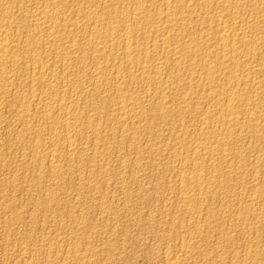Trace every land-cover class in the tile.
Returning <instances> with one entry per match:
<instances>
[{
  "label": "rangeland",
  "instance_id": "rangeland-1",
  "mask_svg": "<svg viewBox=\"0 0 264 264\" xmlns=\"http://www.w3.org/2000/svg\"><path fill=\"white\" fill-rule=\"evenodd\" d=\"M46 1L19 0V4L16 0L15 2L14 0H0V33L2 34L4 31L0 35H5L0 36V45L7 42L10 50L8 51L6 48L9 55L5 51L6 54L0 56L3 59L0 61V68L3 69L0 70V264H264V164H262L264 161L263 0H243L246 2L245 5L241 2L242 0H234V2H232L233 0H226L227 2L217 0L216 5L215 0L213 2L212 0H176L178 3L175 2V4V0H168L170 3L169 8L165 4L167 0H145V7L143 6L144 10L142 9L140 13L142 17L139 18V21L131 17L133 13L131 10H134L131 6H134V3H132L134 0H130L132 5L128 0H123L124 5H131L127 6L129 10L125 9L126 6L122 5L123 3H120L122 0H116V2L114 0L115 3L112 0H110L111 2L109 0H101V2L100 0H78L75 2L74 0H66L67 3L65 0H56V3L53 0ZM117 1L119 2L117 3ZM150 2L155 4L150 5L152 6L150 7ZM189 2L188 6L190 9L193 7V10L187 8L186 4ZM191 2L194 4H191ZM229 2L231 3L229 4ZM86 3L94 6L84 5ZM180 3L185 7L183 8L182 5H180L181 7L177 6ZM206 3L208 5H205ZM54 4L58 5L59 9ZM97 4L99 5L97 6ZM115 4L118 5L115 7ZM209 4L211 5L209 6ZM242 5L245 7H242ZM249 5L251 6L249 7ZM196 6H199L197 11ZM4 7L7 9L4 10ZM53 7H55V10ZM155 7H158L159 11ZM255 7L260 10L263 9L260 12L262 16H258L259 18L251 14ZM45 8L46 11L52 14V17H44V21H48L45 22V25H56L53 29H55L54 32L58 31L55 32V36L58 33V39L56 38L58 43H55V38L47 34L49 31L46 28H42L44 30L40 31L41 28L33 26V24H37V21H40L38 20L39 9L42 11ZM117 8H119V11H117ZM149 8L151 9L149 10ZM104 9L111 11L114 18L110 21H103V23L100 20V14L105 11ZM36 10L38 12H35ZM188 10L190 11L188 12ZM1 11L3 12L1 13ZM56 11L57 13L59 11L60 13L65 12L61 16ZM168 11L172 13L171 16L170 13L169 16L167 15ZM235 11L240 12V14L238 15ZM173 12H176L177 17L174 16ZM178 12L179 14H177ZM232 12L234 13L233 16L231 15ZM243 12L248 13L246 15L250 18H247ZM36 13L38 14L36 15ZM151 13H154V17ZM159 14H161V18L158 16ZM226 14H228V17ZM199 15L206 19L200 18ZM196 16H199V19ZM62 17H65L64 22ZM91 17L94 18L91 20ZM190 17L193 20H189ZM232 17H235V21ZM49 18L52 20L49 21ZM57 18L59 20L62 18V24H59L61 20L56 23ZM67 18L73 19L69 22L70 20ZM147 18L148 20H146ZM207 18L210 20H207ZM169 19L172 20L169 22ZM246 19H249L250 22L249 20L246 22ZM123 21H129L131 26H128L129 22L123 23ZM253 21L255 22L253 23ZM224 22L229 24L224 25ZM147 23L149 24L146 25ZM99 24L100 26H97ZM101 24L102 29H100ZM112 24H116V26ZM133 24L136 27L139 26L138 30ZM223 25L232 29L234 38L242 40L241 44H236L239 45L238 47L235 45L230 48L222 45L219 39V28ZM234 25L235 27H233ZM253 25L255 32L260 33L261 36L253 31ZM124 26L128 31L123 29ZM166 26H170V28L168 29ZM256 26H258V30ZM105 27L110 28L105 30ZM165 27L166 29H164ZM180 28L183 30L181 31ZM249 28H251L252 33L254 32L258 36L256 37L259 40L252 33L249 34ZM157 29L159 30L158 33ZM109 31H116V34L122 37L118 39V41L122 39L120 43L117 40V43H115V40H113V43L112 40L108 39L107 34ZM138 31L139 33H137ZM142 31L145 34L141 33ZM238 32L239 36L237 35ZM245 32L246 34H244ZM35 34L36 36H34ZM62 34H66L64 38ZM129 35L132 36L129 37ZM45 36H48V40H45ZM123 36L132 41L125 40ZM147 36L148 38H146ZM138 37L140 40L143 38L146 40L140 42L137 39ZM81 38L84 40L80 41ZM97 38L101 41V45L89 42V40ZM2 39H8L10 42L8 40L2 42ZM123 40L125 41L123 42ZM152 40L153 44H151ZM49 41L52 42L51 45H49ZM154 41L156 44H154ZM170 41H172V45ZM47 42L49 44H46ZM108 42L111 44L105 46ZM161 42L162 44L157 45ZM112 44L113 47H111ZM127 44L131 45L130 48L136 58L130 60V62L122 55ZM11 45L14 48H11ZM36 45L37 47H35ZM134 45L136 46L132 47ZM193 45L195 46L193 47ZM115 46H118V48ZM156 46L158 51H156L157 48H154ZM202 46L204 51L206 50L205 52ZM62 47H65L64 49H67L68 52ZM197 47L198 49H196ZM134 48L136 52L133 50ZM183 48L186 50V54ZM81 49L84 54L81 53ZM96 49L98 53H96ZM92 51L95 57L92 56ZM180 51L183 55L179 53ZM143 52H147L146 55ZM153 52L156 54L153 55ZM188 52L194 54L190 53V56ZM195 53L197 54L195 55ZM199 53L201 54L199 55ZM222 53H224V56ZM141 54L143 59L140 56ZM4 55H6L5 58ZM204 55L207 58H204ZM80 57L82 60H80ZM233 58H236L237 61H233ZM11 59L12 61H10ZM91 59L95 60L91 61ZM193 59L195 61L199 60V62H195ZM200 59L202 62H200ZM227 59L231 61H227ZM101 62L102 64H100ZM217 65L219 66L217 67ZM38 67L42 68L41 72L38 71ZM148 68L152 72L148 73ZM98 70L100 71L99 76L96 74L99 72ZM7 71H10V73ZM156 71L159 73L157 76L155 75ZM209 71L212 73L211 76ZM39 72L40 74H38ZM43 72L46 73L45 76ZM229 72L232 73L234 79H232ZM139 75L140 77H138ZM216 77L217 79H215ZM243 78L247 79L244 80ZM34 79L36 83L31 84L30 82ZM236 79L241 83H238ZM38 81L42 83L40 84ZM203 81H206L205 84ZM195 83L197 84L195 85ZM247 83L248 85H246ZM43 84L44 86H41ZM48 84L51 90L49 87H45ZM116 85L119 89L115 88ZM148 88L149 90H147ZM228 104H232V110L234 113L236 111L235 115L237 117L239 116L237 121V117L234 118V121L233 118L231 120L222 118L224 117V109ZM69 108H71L70 111L72 108L73 110L65 113L69 111ZM48 109H51V114H49ZM256 111L257 114H255ZM71 114L72 117H70ZM243 114L244 117L242 118ZM64 115H66L68 123L72 121V118L74 119L71 125L66 123ZM52 122L53 124H51ZM244 122L246 123L243 124ZM260 122L262 123L260 124ZM212 125L217 126V129H214ZM240 125L241 129H239ZM256 125L258 126L256 127ZM235 126H237L236 129ZM246 126L247 130L245 129ZM254 129L256 130L254 131ZM200 130L201 132H199ZM224 130L226 133H224ZM217 136L218 138L221 136L220 138L226 140H218ZM53 137L56 139L53 140ZM38 138L39 140H37ZM191 141L193 144L190 143ZM70 142L71 144H69ZM204 144H209V148L204 147ZM226 146L229 147V150ZM213 148L215 150L219 148L218 153L217 151L214 152ZM225 150H228V152ZM204 151L209 153L205 154ZM219 152L222 153L221 156ZM202 154L203 156H201ZM190 156L191 158L188 160ZM199 158L202 160L200 161Z\"/></svg>",
  "mask_w": 264,
  "mask_h": 264
},
{
  "label": "bare ground",
  "instance_id": "bare-ground-1",
  "mask_svg": "<svg viewBox=\"0 0 264 264\" xmlns=\"http://www.w3.org/2000/svg\"><path fill=\"white\" fill-rule=\"evenodd\" d=\"M12 1H13V0H12ZM16 1H17V3H19V0H16ZM44 1H46V0H43V2H44ZM53 1L55 2L56 0H53ZM63 1H64V0H63ZM75 1H78V0H74V2H75ZM79 1H80V0H79ZM82 1H83V0H82ZM85 1H87V0H85ZM88 1H91V0H88ZM109 1H110V0H109ZM109 1H108V2H109ZM112 1L114 2V0H112ZM119 1H120V0H119ZM119 1H117V3H118ZM128 1L130 2V0H128ZM147 1H148V0H147ZM157 1H158V0H157ZM162 1H163V0H162ZM171 1H172V0H171ZM208 1H209V0H208ZM215 1H216V2H215V5H216L217 0H215ZM225 1H226V0H225ZM245 1H246V0H245ZM251 1H252V0H251ZM255 1H260V0H255ZM14 2H15V0H14ZM38 2H39V1H38ZM46 2H48V0H47ZM51 2H52V1H51ZM65 2H66V0H65ZM93 2H94V1H93ZM100 2H101V0H100ZM108 2H107V3H108ZM110 2H111V1H110ZM115 2H116V0H115ZM115 2H114V3H115ZM155 2H156V1H155ZM175 2H177V1L175 0V1H174V4H175ZM204 2H205V1H204ZM204 2H203V5H204ZM212 2H213V0H212ZM212 2H211V4H212ZM226 2H227V1H226ZM232 2H234V0H233ZM241 2H243L244 5L246 4V2H244L243 0H242ZM249 2H250V1H249ZM249 2H247V4H249ZM262 2H263V6H264V0H263ZM40 3H41V2H40ZM55 3H56V2H55ZM59 3H60V1H59ZM61 3H62V2H61ZM66 3H67V2H66ZM66 3H64V4H66ZM81 3H82V2H81ZM91 3H92V2H91ZM98 3H99V2H98ZM120 3H123V0H122ZM124 3H125V2H124ZM124 3H123L122 5H124ZM132 3H134V6L131 4V2H130V4H131L132 6L129 5V6L133 7V9H134V10H131V11L133 12L132 15H131V17H133L132 19H138V21H139V18L142 17V15L140 16V13H141V11H142V9H143V6H144V3H145V0H134V2H132ZM164 3H165V2H164ZM171 3H172V2H171ZM177 3H178V2H177ZM181 3H182V2H181ZM181 3H180L179 5H177V6H180V5L183 4V3H182V4H181ZM192 3H193V2H191V4H192ZM196 3H197V2H196ZM207 3H208V2H207ZM207 3H206L205 5H208ZM230 3H231V2H229V4H230ZM254 3H256V2H254ZM3 4H4V3H3ZM19 4H20V3H19ZM44 4H45V3H44ZM49 4H50V3H49ZM51 4H53V3H51ZM64 4H63V5H64ZM72 4H73V3H72ZM102 4H103V3H102ZM128 4H129V3H128ZM154 4H155L154 2H153V4H151V2H150L149 6H150V5H154ZM156 4H157V3H156ZM158 4H160V3H158ZM165 4H167V6H168L167 8H169L170 3H169L168 0L166 1ZM165 4H164V5H165ZM189 4H190V2H189L188 4H186V5L188 6ZM193 4H194V3H193ZM211 4H209V6H210ZM235 4H236V2H235ZM238 4H239V3H238ZM240 4H242V3H240ZM260 4H261V3H260ZM26 5H27V4H26ZM54 5H55V4H54ZM54 5H52V6H54ZM61 5H62V4H61ZM63 5H62V6H63ZM66 5L68 6V4H66ZM66 5H65V6H66ZM69 5H70V1H69ZM84 5L87 6L88 3H86V4H84ZM89 5H90V3H89ZM89 5H88V6H89ZM92 5H93V4H92ZM98 5H99V4H97V6H98ZM117 5H118V4H117ZM117 5L115 4V7H116ZM122 5H121V6H122ZM145 5H146V4H145ZM198 5H199V4H198ZM231 5H232V4H231ZM233 5H234V4H233ZM261 5H262V4H261ZM18 6H19V5H18ZM55 6H57V7H56L57 9H59V8H58V5H55ZM77 6H78V5H77ZM93 6H94V5H93ZM93 6L90 5V7H93ZM121 6H120V7H121ZM124 6H126V5H124ZM127 6H128V5H127ZM127 6H126L125 9H128L129 6H128V7H127ZM146 6H147V5H146ZM165 6H166V5H165ZM174 6H175V5H174ZM193 6H195V5H193ZM213 6H214V3H213ZM220 6H221V5H220ZM220 6H219V7H220ZM222 6H223V5H222ZM228 6H229V5H228ZM250 6H251V5H249V7H250ZM258 6H259V5H258ZM1 7H2V6H1ZM20 7L22 8L21 5H20ZM40 7H41V6H40ZM50 7H51V6H50ZM69 7H70V6H69ZM118 7H119V6H118ZM144 7H145V6H144ZM150 7H152V6H150ZM159 7H160V5H159ZM180 7H181V6H180ZM180 7H179V8H180ZM182 7H183V5H182ZM184 7H185V6H184ZM184 7H183V8H184ZM198 7H199V6H198ZM198 7H197V6L195 7V8H196V11H197V8H198ZM201 7H202V6H201ZM206 7H207V6H206ZM214 7H215V6H214ZM216 7H217V6H216ZM219 7H218V8H219ZM232 7H233V6H232ZM242 7H245V6L242 5ZM242 7H241V8H242ZM11 8H12V6H11ZM11 8H10V9H11ZM43 8H44V7H43ZM46 8H47V7H46ZM46 8H45V10H42V11H41L42 8L39 9V10H40V12H39V17H38V16H37V17H38V20H40V21H37V24H33V22H32V24H33V26H37V28H41L40 31L44 30V29H42V28H46L47 31H49V32H47V34H49L50 37H53V38H55V40H56L58 33H57L56 36H55V32H58V31H55V32H54L55 29H53L54 26H56V25H55V24H54V25H51V24H50V25H47V24L45 25V22L47 23L48 21H44V17H49V16L52 15L50 12L46 11ZM54 8H55V7H53V9H54ZM60 8H61V7H60ZM65 8H66V7H65ZM67 8H68V7H67ZM71 8H72V7H71ZM99 8H100V7H99ZM99 8H97V9H99ZM105 8H106V7H105ZM155 8L158 9V7H155ZM187 8H189V6H188ZM192 8H193V7H192ZM192 8H191V9L189 8V9H190V10H193ZM195 8H194V11H195ZM207 8H208V7H207ZM207 8H206V9H207ZM224 8H225V6H224ZM233 8H234V7H233ZM233 8H232V9H233ZM6 9H7V8H6ZM6 9H5V7H4V10H6ZM79 9H80V8H79ZM87 9H88V8H87ZM102 9H103V6H102ZM102 9H101V10H102ZM115 9H116V8H115ZM117 9H118L117 11H119V8H117ZM146 9H147V7H146ZM146 9H145V10H146ZM150 9H151V8H149V10H150ZM153 9H154V8H153ZM175 9H177V8H175ZM175 9H174V10H175ZM180 9H181V8H180ZM214 9H215V8H214ZM216 9H217V8H216ZM230 9H231V8H230ZM234 9H235V8H234ZM248 9H249V8H248ZM4 10H3V11H4ZM12 10H13V9H12ZM25 10H26V9H25ZM37 10H38V9H37ZM37 10H36L35 12H38ZM54 10H55V9H54ZM61 10H62V9H61ZM104 10H105V11H103V12L101 11L102 13L100 12V13H101V14H100V17H101L100 20H101L102 22H103V21L105 22V21H107V20H109V21L112 20V19L114 18V14L111 13V11H109V10H106V9H104ZM112 10H113V9H112ZM120 10H121V9H120ZM122 10H123V8H122ZM128 10H129V9H128ZM143 10H144V9H143ZM190 10H188V12H189ZM209 10H210V9H209ZM211 10H212V8H211ZM218 10H219V9H218ZM222 10H223V9H222ZM228 10H229V9H228ZM228 10H227V12H228ZM236 10H237V9H236ZM246 10H247V8H246ZM262 10H263V9H262ZM262 10H260L258 7H255V8L251 11V14H253L254 17H258V16L261 15L260 12H261ZM3 11H1V13H2ZM7 11H8V10H7ZM7 11H6V13H7ZM57 11H58V10H57ZM57 11H56V13H57ZM76 11H77V10H76ZM81 11H82V9H81ZM88 11H89V10H88ZM88 11H87V12H88ZM155 11H156V10H155ZM158 11H159V9H158ZM165 11H166V10H165ZM177 11H178V10H177ZM194 11H193V12H194ZM196 11H195V12H196ZM198 11H200V9H198ZM233 11H234V10H233ZM243 11H244V10H243ZM249 11H250V9H249ZM249 11H248V12H249ZM4 12H5V11H4ZM52 12H53V11H52ZM64 12H65V11H64ZM64 12H63V13H64ZM94 12H95V11H94ZM129 12H130V11H129ZM129 12H128V13H129ZM148 12H149V11H148ZM179 12H180V11H179ZM179 12H178L177 14H179ZM210 12H211V11H210ZM213 12H214V11H213ZM227 12H226V13H227ZM244 12H245V11H244ZM244 12H243V13H244ZM246 12H247V11H246ZM6 13H5V14H6ZM58 13H60V11H59ZM58 13H57V14H58ZM63 13H60L61 16L63 15ZM69 13H70V12H69ZM76 13H77V12H76ZM119 13H120V12H119ZM126 13H127V12H126ZM142 13H143V12H142ZM145 13H146V12H145ZM145 13H144V14H145ZM156 13H157V12H156ZM169 13H170V16H171L172 13L169 12V11H168V14H167V15L169 16ZM173 13H174V12H173ZM175 13H176V12H175ZM175 13H174V16L176 15ZM206 13L208 14V11H207ZM235 13H238V12L235 11ZM243 13H242V14H243ZM249 13H250V12H249ZM3 14H4V13H3ZM37 14H38V13H36V15H37ZM60 14H59V15H60ZM77 14H78V13H77ZM89 14H90V13H89ZM92 14H93V13H92ZM97 14H98V13H97ZM151 14H152V16H153L154 13H151ZM151 14H149V15H151ZM196 14H197V13H196ZM219 14H220V11H219ZM229 14H230V13H229ZM233 14H234V13L232 12L231 15L233 16ZM239 14H240V12L238 13V15H239ZM244 14H245V13H244ZM246 14H248V13H246ZM246 14H245V15H246ZM262 14H263V13H262ZM0 15H1V14H0ZM22 15H23V14H22ZM24 15H25V14H24ZM30 15H31V14H30ZM116 15H117V13H116ZM119 15H120V14H119ZM121 15H122V13H121ZM121 15H120V17H121ZM123 15H124V14H123ZM146 15H148V14L146 13ZM160 15H161V14H159L158 16H160ZM164 15H165V14H164ZM201 15H202V14H201ZM204 15H205V14H204ZM227 15H228V14H226V16H227ZM7 16H8V15H7ZM32 16H33V14H32ZM54 16H55V14H54ZM54 16H53V17H54ZM57 16H58V15H57ZM64 16H65V14H64ZM127 16H128V14H127ZM152 16H151V17H152ZM156 16H157V15H156ZM174 16H173V17H174ZM185 16H186V14H185ZM185 16H184V17H185ZM199 16H200V15H199ZM199 16H196V17L198 18ZM205 16H207V15H205ZM221 16H222V15H221ZM224 16H225V14H224ZM243 16H244V15H243ZM246 16H247V15H246ZM249 16H250V14H249ZM251 16H252V15H251ZM261 16H262V15H261ZM30 17H31V16H30ZM51 17H52V16H51ZM65 17H67V16H65ZM65 17H64V18H65ZM69 17H70V16H69ZM69 17H68V18H69ZM89 17H90V16H89ZM98 17H99V16H98ZM116 17H117V16H116ZM116 17H115V18H116ZM128 17H129V16H128ZM146 17H147V16H146ZM153 17H154V16H153ZM176 17H177V15H176ZM192 17H193V16H192ZM192 17H190V18H188V19H189V20H190V19L193 20ZM222 17H223V16H222ZM227 17H228V16H227ZM235 17H236V15H235ZM235 17H234V18H235ZM237 17H238V16H237ZM240 17H242V16H240ZM22 18H23V17H22ZM33 18H34V17H33ZM55 18H56V17H55ZM59 18H60V17H59ZM62 18H63V17H62ZM62 18L60 19L61 22H59L60 20L57 18L56 23L59 22V24H60V23L62 24ZM64 18H63V22H64ZM68 18H67V19H68ZM83 18H84V17H83ZM93 18H94V17H91V20H92ZM124 18H125V17H124ZM126 18H127V17H126ZM148 18H149V16H148ZM148 18H147L146 20H148ZM160 18H161V16H160ZM168 18H169V17H168ZM179 18H180V17H179ZM200 18H202V17L200 16ZM208 18H209V17H208ZM208 18H207V20H210V19H208ZM234 18L232 17V19L235 21ZM238 18H239V17H238ZM238 18H237V19H238ZM247 18H250V17L247 16ZM258 18H259V17H258ZM258 18H257V19L254 18V19H256V20L259 21L260 19H258ZM45 19H46V18H45ZM67 19H66V20H67ZM71 19H73V18L68 19V20H70L69 22H71ZM85 19H87V18H85ZM122 19H123V16H122ZM128 19H129V18H128ZM128 19H127V20H128ZM130 19H131V18H130ZM144 19H145V17H144ZM153 19H154V18H153ZM155 19H156V18H155ZM164 19H165V18H164ZM172 19H173V18H172ZM172 19H169V22H170V20H172ZM177 19H178V18H177ZM180 19H181V18H180ZM180 19H179V20H180ZM198 19H199V18H198ZM202 19H206V18H202ZM216 19H217V18H216ZM240 19H241V18H240ZM263 19H264V18H263ZM51 20H52V19L49 18V21H51ZM53 20H55V19H53ZM77 20H78V19H77ZM81 20H82V18H81ZM81 20H80V21H81ZM87 20H88V19H87ZM89 20H90V18H89ZM94 20H95V19H94ZM94 20H93V21H94ZM115 20H116V19H115ZM151 20H152V19H151ZM151 20H150V22H151ZM157 20H158V17H157ZM160 20H162V19H160ZM174 20H175V19H174ZM174 20H173V21H174ZM179 20H177V21H179ZM207 20H206V21H207ZM246 20H247V19H246ZM248 20H249V19H248ZM248 20H247L246 22H248ZM10 21H11V20H10ZM28 21H29V20H28ZM72 21H73V20H72ZM75 21H76V20H75ZM120 21H121V20H120ZM129 21H130V20H129ZM129 21H128V22H129ZM132 21H134V20H132ZM132 21H131V22H132ZM140 21H142V20H140ZM166 21H167V20H166ZM166 21H165V22H166ZM201 21H202V20H201ZM206 21H205V22H206ZM211 21H212V20H211ZM244 21H245V20H244ZM251 21H252V20H251ZM21 22H22V21H21ZM52 22H53V21H52ZM54 22H55V21H54ZM90 22H91V21H90ZM90 22H89V24H90ZM104 22H103V23H104ZM113 22H114V21H113ZM116 22H117V21H116ZM124 22H127V21H123V23H124ZM128 22H127V23H128ZM146 22H147V21H146ZM154 22H156V21L154 20ZM179 22H180V21H179ZM186 22H188V20H186ZM196 22H197V21H196ZM202 22H203V21H202ZM218 22H219V21H218ZM218 22H216V23H218ZM238 22H239V21H238ZM240 22H241V21H240ZM240 22H239V23H240ZM249 22H250V20H249ZM254 22H255V21H253V23H254ZM256 22H257V21H256ZM0 23H1V22H0ZM4 23H5V22H4ZM17 23H18V22H17ZM23 23H25V22L23 21ZM66 23H67V22H66ZM85 23H87V22H85ZM100 23H101V22H100ZM114 23H115V22H114ZM121 23H122V21H121ZM127 23H125V24H127ZM136 23H138V22L136 21ZM161 23H162V21H161ZM166 23H167V22H166ZM176 23H177V22H176ZM190 23H191V22H190ZM198 23H199V22H198ZM203 23H204V22H203ZM206 23H207V22H206ZM211 23H212V22H211ZM216 23H215V24H216ZM242 23H243V21H242ZM244 23H245V22H244ZM261 23H262V21H261ZM263 23H264V21H263ZM63 24H65V23H63ZM71 24H72V23H71ZM78 24H79V23H78ZM89 24H88V27H89ZM95 24H96V23H95ZM119 24H120V23H119ZM130 24H131V23L129 22V25H128V26H131ZM148 24H149V23H147L146 25H148ZM172 24H173V22H172ZM172 24H171V25H172ZM177 24H178V23H177ZM180 24H181V23H180ZM192 24H193V23H192ZM199 24H201V23H199ZM204 24H205V23H204ZM228 24H229V23H228ZM228 24H225V22H224V25H228ZM250 24H251V23H250ZM250 24H249V26H250ZM0 25H1V24H0ZM8 25H9V24H8ZM103 25H104V24H103ZM112 25H115V26H116V24H112ZM120 25H121V24H120ZM137 25H138V24H137ZM150 25H151V24H150ZM152 25H153V21H152ZM152 25H151V26H152ZM156 25H157V24H156ZM167 25H168V24H167ZM187 25H188V24H187ZM205 25H206V24H205ZM207 25H208V24H207ZM213 25H214V24H213ZM221 25H222V24H221ZM224 25L221 26V27L219 28V39L221 40L222 45H223L224 47H230V48L232 47V48H233L236 44H238V43L241 44V43H242V42H241L242 40L240 41V38H239V39L234 38V35H233L234 33H232V31H231L232 29H229L230 27L228 28L227 26L225 27ZM251 25H252V24H251ZM257 25L259 26V24H257ZM97 26H100V24L97 25ZM104 26H105V25H104ZM133 26H135V25L133 24ZM159 26H160V25H159ZM193 26H194V25H193ZM201 26H202V25H201ZM208 26H210V25H208ZM211 26H212V25H211ZM214 26H217V25H214ZM229 26H230V25H229ZM258 26H256V27H257V28H256L257 30H258ZM0 27H1V26H0ZM8 27H9V26H8ZM59 27L62 28L61 26H59ZM65 27H66V26H65ZM84 27L86 28L87 25L84 26ZM135 27H136V26H135ZM142 27H143V25H142ZM147 27H148V26H147ZM166 27H167L168 29L170 28V26H169V27L166 26ZM166 27H165L164 29H166ZM181 27H182V25H181ZM189 27H190V26H189ZM233 27H235V25H234ZM247 27H248V26H247ZM247 27H246V28H247ZM263 27H264V26H263ZM263 27H262V28H263ZM10 28H11V27H10ZM57 28H58V27H57ZM82 28H83V27H82ZM90 28H93V27H90ZM99 28H100V27H99ZM99 28H98V29H99ZM102 28H103V27H102V24H101V28H100V29H102ZM105 28H106V27H105ZM107 28H108V27H107ZM107 28H106L105 30H107ZM109 28H110V27H109ZM109 28H108V29H109ZM113 28H114V27H113ZM118 28H119V27H118ZM120 28H122V27H120ZM136 28H137V30H138L139 26H137ZM149 28H151V27L149 26ZM155 28H156V27H155ZM157 28L159 29L160 27H157ZM162 28H163V25H162ZM193 28H194V27H193ZM199 28H200V27H199ZM231 28H232V27H231ZM253 28H254V30H253ZM253 28H252V30L255 32V27H254V25H253ZM22 29H23V28H22ZM32 29H33V28H32ZM78 29H79V28H78ZM88 29H89V28H88ZM114 29H115V28H114ZM123 29H126L125 26L123 27ZM123 29H121V30H123ZM131 29L133 30L134 28H131ZM131 29H130V32H131ZM158 29H157V33H158V31H159ZM173 29H174V27H173ZM215 29H216V27H215ZM235 29H236V28H235ZM249 29H250V31H251V28H249ZM260 29H261V28H260ZM263 29H264V28H263ZM2 30H3V29H2ZM2 30H1V31H2ZM12 30H13V29H12ZM57 30H58V29H57ZM59 30H60V29H59ZM85 30H87V29H85ZM111 30H112V29H111ZM111 30H110V31H111ZM118 30H119V29H118ZM118 30H117V32H118ZM126 30H127V29H126ZM126 30H125V33H126ZM141 30H142V29H141ZM146 30H147V29H146ZM148 30H149V29H148ZM148 30H147V31H148ZM153 30H155V29H153ZM177 30H179V28H177ZM180 30H181V28H180ZM182 30H183V29H182ZM182 30H181V31H182ZM257 30H256V31H257ZM37 31H38V30H37ZM37 31H36V32H37ZM62 31H63V30H62ZM73 31H74V30H73ZM95 31H96V29H95ZM97 31H98V30H97ZM100 31H101V30H100ZM110 31H109V33L107 34L108 39H109V40H112V41L115 40V43H117L116 40L118 41V39H120V38H122V37H121L120 35L116 34V33H117L116 31H115V32H110ZM127 31H128V30H127ZM134 31H136V30H134ZM139 31H140V29H139ZM139 31H138L137 33H139ZM144 31H145V30H144ZM150 31H151V29H150ZM155 31H156V30H155ZM164 31H166V30H164ZM168 31H169V30H167L166 32H168ZM202 31H203V30H202ZM215 31H216V30H215ZM247 31H249V30L247 29ZM250 31H249V34L252 33V31H251V32H250ZM262 31H263V30H262ZM262 31H260V32H262ZM59 32H60V31H59ZM71 32H72V31H71ZM75 32H76V31H75ZM79 32H80V31H79ZM88 32H89V30H88ZM102 32H103V30H102ZM119 32H121V31H119ZM195 32H196V31H195ZM203 32H204V31H203ZM254 32H253V33H254ZM258 32H259V31H258ZM3 33H4V31L2 32V34H3ZM9 33H10V32H9ZM42 33H43V32H42ZM44 33H45V32H44ZM61 33H62V32H61ZM69 33H70V32H69ZM85 33H86V32L84 31V34H85ZM99 33H101V32H99ZM122 33H123V31H122ZM125 33H124V34H125ZM127 33H128V32H127ZM141 33H143V31H142ZM141 33H140V34H141ZM146 33L149 34L148 32H146ZM159 33L161 34L162 31L159 32ZM208 33H209V32H208ZM214 33H215V32H214ZM253 33H252V35H254V36L256 37V36H257V35H255L256 32H255L254 34H253ZM0 34H1V33H0ZM2 34H1V35H2ZM6 34H7V33H6ZM37 34H38V32H37ZM70 34H71V33H70ZM81 34H82V33H81ZM81 34H79V35H81ZM128 34H129V33H128ZM143 34H145V32H144ZM147 34H146V35H147ZM181 34H182V33H181ZM210 34H211V33H210ZM238 34H239V32L237 33V35H238ZM241 34H242V33H241ZM244 34H246V32H245ZM256 34H259V35L261 36L260 33H256ZM262 34H263V33H262ZM1 35H0V36H1ZM59 35H60V34H59ZM62 35H63V34H62ZM65 35H66V34H65ZM65 35H63V38H64ZM94 35H95V34H94ZM94 35H93V36H94ZM103 35H104V32H103ZM125 35H126V34H125ZM132 35H133V37H134V33H133ZM132 35H131V36H132ZM216 35H217V33H216ZM216 35H215V36H216ZM250 35H251V34H250ZM3 36H5V35H3ZM3 36H1V37H3ZM19 36H20V35H19ZM34 36H36V34H35ZM54 36H55V37H54ZM96 36H97V34H96ZM105 36H106V34H105ZM131 36L129 35V37H131ZM143 36H144V35H143ZM149 36H150V35H149ZM175 36H176V35H175ZM198 36H199V35H198ZM238 36H239V35H238ZM241 36H243V35H241ZM29 37H30V36H29ZM38 37H39V36H38ZM47 37H48V36H45V40H48ZM60 37H61V36H60ZM60 37H59V39L62 40V38H60ZM100 37H101V36H100ZM123 37H124V36H123ZM135 37H136V35H135ZM139 37H140V36H139ZM139 37H138L137 39H139ZM251 37H252V36H251ZM257 37H258V36H257ZM257 37H256V38H257ZM4 38H6V37H4ZM10 38H11V37H10ZM46 38H47V39H46ZM76 38H77V37H76ZM79 38H80V37H79ZM124 38H125V40H128L126 37H124ZM140 38H141V37H140ZM142 38H143V37H142ZM146 38H148V36H147ZM154 38H155V37H154ZM167 38H168V36H167ZM196 38H197V37H196ZM13 39H14V38H13ZM23 39H24V38H23ZM50 39H51V38H50ZM57 39H58V38H57ZM100 39H101V38H100ZM210 39H211V37H210ZM252 39H253V38H252ZM257 39H258V38H257ZM263 39H264V38H263ZM4 40L7 41L8 39H4ZM4 40L2 39V42H3ZM32 40H33V39H32ZM61 40H60V41H61ZM82 40H84V39L81 38L80 41H82ZM105 40H106V39H105ZM121 40H122V39H121ZM121 40H120V41H121ZM125 40H123V42H124ZM139 40H140V39H139ZM139 40H137V41H139ZM141 40H146V39L143 38V39H141ZM141 40H140V42H141ZM147 40H148V39H147ZM149 40H150V39H149ZM160 40H161V39H160ZM198 40H199V38H198ZM212 40H213V39H212ZM215 40H216V39H215ZM244 40H245V37H244ZM249 40H250V39H249ZM258 40H259V39H258ZM34 41H35V40H34ZM34 41H33V43H34ZM87 41H88V40H87ZM102 41H103V40H102ZM112 41H111V42H112ZM120 41H118V42L120 43ZM128 41H129V40H128ZM130 41H132V40H130ZM130 41H129V42H130ZM134 41H135V40H134ZM137 41H136V43H137ZM150 41H151V40H150ZM150 41H149V43H150ZM158 41H159V40H158ZM161 41H162V40H161ZM250 41H251V40H250ZM8 42H10V41L8 40ZM11 42H12V41H11ZM30 42H31V41H30ZM56 42L58 43V40H56L55 43H56ZM72 42H73V41H72ZM89 42H90V43H93V44H99V45H101V44H100L101 41H99V38L89 40ZM159 42H160V41H159ZM162 42H163V41H162ZM162 42H161V43H158L157 45L162 44ZM171 42H172V41H170V44H171ZM214 42H216V41H214ZM31 43H32V42H31ZM36 43H37V42H36ZM49 43H50V44H49ZM49 43L47 42L46 44L51 45L52 42L49 41ZM103 43H104V42H103ZM106 43H107V42H106ZM113 43H114V41H113ZM134 43H135V42H134ZM136 43H135V44H136ZM180 43H181V41H180ZM187 43H188V42H187ZM246 43H247V42H246ZM249 43H251V42H249ZM249 43H248V45H249ZM64 44H65V43H64ZM67 44H68V43H67ZM81 44H82V43H81ZM110 44H111V43L108 42V44H105V46H106V45L108 46V45H110ZM129 44H131V43H129ZM129 44H127V45L125 46V49H126V50H125L124 54H122V55H124L127 59H129V62H130V60H135L136 58H135V56H134V54H133L132 49L130 48L131 45H129ZM139 44H140V43H139ZM151 44H153V40H152V43H151ZM154 44H156L155 41H154ZM165 44H166V42L164 43V45H165ZM172 44H173V43H172ZM172 44H171V45H172ZM182 44H183V43H182ZM184 44H186V43H184ZM215 44H216V43H215ZM254 44H255V42H254ZM257 44H258V42H257ZM257 44H256V47H257ZM259 44H260V43H259ZM17 45H18V44H17ZM49 45H48V46H49ZM87 45H88V43H87ZM102 45H104V44H102ZM171 45H170V46H171ZM199 45H201V44H199ZM199 45H197V46H199ZM13 46H14V45H13ZM24 46H25V45H24ZM46 46H47V45H46ZM53 46H54V44H53ZM55 46H56V45H55ZM71 46H72V45H71ZM97 46H98V45H97ZM135 46H136V45H134V46H132V47H135ZM144 46H146V45H144ZM160 46H161V45H160ZM166 46H167V45H166ZM184 46H185V45H184ZM189 46H190V45H189ZM194 46H195V45H193V47H194ZM217 46H218V45H217ZM236 46H237V45H236ZM238 46H239V45H238ZM238 46H237V47H238ZM251 46H252V45H251ZM260 46H261V45H260ZM33 47H34V46H33ZM35 47H37V45H36ZM35 47H34V48H35ZM94 47H95V46H94ZM100 47H102V46H100ZM111 47H113V44H112ZM115 47L118 48V46H115ZM147 47H148V46H147ZM161 47H162V46H161ZM164 47H165V46H164ZM185 47H188V46H185ZM220 47H221V45H220ZM258 47H259V46H258ZM6 48H7V49L9 48V45L7 44V42H6V43L4 42V43H2V45H0V56H1L2 54L5 53ZM11 48H14V47H12V45H11ZM49 48H50V47H49ZM53 48H54V47H53ZM62 48H63V47H62ZM64 48H65V47H64ZM64 48H63V49H64ZM83 48H84V47H83ZM86 48H87V47H86ZM137 48H138V47H137ZM154 48H157V46L154 47ZM178 48H179V47H178ZM191 48H192V47H191ZM202 48H203V46H202ZM207 48H208V46H207ZM209 48H210V47H209ZM221 48H222V47H221ZM230 48H229V49H230ZM245 48H246V47H245ZM260 48H261V47H260ZM22 49H23V48H22ZM44 49H45V48H44ZM51 49H52V48H51ZM63 49H62V51H63ZM97 49H99V47H97ZM97 49H96V50H97ZM141 49H142V48H141ZM141 49H140V51H141ZM152 49H153V48H152ZM167 49H168V48H167ZM174 49H175V48H174ZM179 49H180V48H179ZM183 49H184V48H183ZM187 49H188V48H187ZM196 49H198V47H197ZM199 49H200V47H199ZM215 49H216V48H215ZM224 49H225V48H224ZM240 49H241V48H240ZM251 49H252V48H251ZM34 50H35V49H34ZM49 50H50V49H49ZM58 50H59V49H58ZM64 50L66 51L67 49H64ZM76 50H77V49H76ZM78 50H79V49H78ZM101 50L103 51V49H101ZM101 50H100V51H101ZM106 50H107V48H106ZM133 50L136 52L135 48H134ZM147 50H148V49H147ZM159 50H160V49H159ZM162 50H163V49H162ZM175 50H176V49H175ZM184 50H185V49H184ZM189 50H191V49H189ZM194 50H195V49H194ZM225 50H226V49H225ZM234 50H235V48H234ZM238 50H239V49H238ZM8 51H10V50L8 49ZM8 51H6V52H7V54L9 55V52H8ZM24 51H25V50H24ZM53 51H54V50H53ZM73 51H74V50H73ZM100 51H99V52H100ZM143 51H144V50H143ZM148 51H149V50H148ZM148 51H147V52H148ZM150 51H151V50H150ZM156 51H158V48H157ZM156 51H155V52H156ZM168 51H170V50H168ZM177 51H178V50H177ZM191 51L193 52V50H191ZM203 51H204V48H203ZM205 51H206V50H205ZM205 51H204V52H205ZM207 51H208V50H207ZM221 51H222V49H221ZM226 51H227V50H226ZM232 51H233V50H232ZM32 52H33V49H32ZM57 52H58V51H57ZM66 52H68V51H66ZM79 52H80V51H79ZM79 52H78V54H79ZM82 52H83V50L81 49V53H82ZM88 52H89V51H88ZM92 52H93V51H92ZM117 52H118V51H117ZM135 52H134V53H135ZM147 52H143V54L145 53V55H146ZM155 52H153V55H154ZM159 52H160V51H159ZM165 52H167V51L165 50ZM174 52L176 53V51H174ZM182 52H183V50H182ZM192 52H190V53H192ZM196 52H197V51H196ZM198 52H199V51H198ZM200 52H201V51H200ZM208 52H209V51H208ZM222 52H223V51H222ZM234 52H235V51H234ZM241 52H242V50H241ZM245 52H246V50H245ZM249 52H250V50H249ZM33 53H34V52H33ZM72 53H73V52H72ZM72 53H71V54H72ZM96 53H98V50H97ZM122 53H123V51H122ZM137 53H139V52H137ZM150 53H151V52H150ZM167 53H169V52H167ZM179 53H181V51H180ZM184 53L186 54V50H185ZM188 53H189V52H188ZM190 53H189V54H190ZM214 53H215V52H214ZM214 53H213V54H214ZM232 53H233V52H232ZM5 54H6V53H5ZM62 54H63V53H62ZM76 54H77V53H76ZM76 54H75V55H76ZM82 54H84V53H82ZM87 54H88V53H87ZM89 54H90V53H89ZM91 54H92V56H93L94 52L91 53ZM155 54H156V53H155ZM162 54H163V53H162ZM169 54H170V53H169ZM169 54H168V55H169ZM173 54H174V53H173ZM181 54H182V53H181ZM185 54H184V55H185ZM192 54H194V53H192ZM196 54H197V53H195V55H196ZM200 54H201V53H199V55H200ZM204 54H205V53H204ZM211 54H212V52H211ZM220 54H221V53H220ZM235 54H236V53H235ZM58 55H59V54H58ZM63 55H65V54H63ZM63 55H62V56H63ZM79 55H80V54H79ZM85 55H86V54H85ZM101 55H102V54H101ZM101 55H100V56H101ZM104 55H106V54L104 53ZM112 55H113V54H112ZM122 55H121V56H122ZM145 55H144V56H145ZM147 55H149V54H147ZM151 55H152V54H151ZM166 55H167V54H166ZM176 55H177V54H176ZM182 55H183V54H182ZM206 55H208V54H206ZM222 55L224 56V53H222ZM236 55H237V54H236ZM236 55H234V56H236ZM239 55H241V54H239ZM246 55H247V54H246ZM256 55H257V54H256ZM2 56H3V55H2ZM5 56H6V55H4V58H5ZM31 56H32V53H31ZM50 56H51V54H50ZM66 56H67V55H66ZM97 56H98V54H97ZM140 56H141V58H142V54H141ZM140 56H139V58H140ZM169 56H170V55H169ZM169 56H168V57H169ZM187 56H188V55H187ZM190 56H191V54H190ZM214 56H215V55H214ZM220 56H221V55H220ZM229 56H230V55H229ZM244 56H245V55H244ZM7 57H8V56H7ZM55 57H56V56H55ZM69 57H70V56H69ZM88 57H89V55H88ZM90 57H91V56H90ZM93 57H95V56H93ZM93 57H92V58H93ZM108 57H109V56H108ZM122 57H123V56H122ZM146 57H147V56H146ZM165 57H167V56H165ZM184 57H185V56H184ZM194 57H195V56H194ZM210 57H211V56H210ZM217 57H218V56H217ZM226 57H227V56H226ZM232 57H233V56H232ZM232 57H231V58H232ZM239 57H240V56H239ZM245 57H246V56H245ZM62 58L65 59L64 57H62ZM62 58H61V59H62ZM71 58H72V57H71ZM80 58H81V57H80ZM80 58H79V59H80ZM147 58H148V57H147ZM147 58H146V59H147ZM149 58H150V56H149ZM155 58H156V57H155ZM174 58H176V57H174ZM200 58H201V57H200ZM204 58H207V57L204 55ZM204 58H203V59H204ZM208 58H209V57H208ZM214 58H215V57H214ZM227 58H228V57H227ZM236 58H237V57H236ZM236 58H233V61H237ZM248 58H249V56H248ZM0 59H1V58H0ZM9 59H10V57H9ZM15 59H16V57H15ZM15 59H14V61H15ZM55 59H56V58H55ZM59 59H60V57H59ZM100 59H101V58H100ZM106 59H107V56H106ZM123 59L125 60V58H123ZM142 59H143V58H142ZM150 59H151V58H150ZM157 59H158V57H157ZM196 59H197V57H196ZM235 59H236V60H235ZM2 60H3V59H1L0 61H2ZM31 60H32V59H31ZM41 60H42V59H41ZM67 60H68V59H67ZM75 60H76V59H75ZM80 60H82V58H81ZM88 60H90V59H88ZM94 60H95V59H94ZM94 60L91 59V61H94ZM102 60H103V59H102ZM154 60H155V59H154ZM159 60H160V59H159ZM191 60H192V59H191ZM193 60H194V59H193ZM212 60H213V59H212ZM228 60H230V59H227V61H228ZM250 60H251V59H250ZM258 60H259V59H258ZM262 60H263V59H262ZM10 61H12V59H11ZM10 61H9V62H10ZM61 61H62V60H61ZM65 61H66V60H65ZM65 61H63V62H65ZM69 61H70V60H69ZM72 61H73V60H72ZM83 61H84V58H83ZM98 61H99V60H98ZM109 61H110V60H109ZM109 61H108V62H109ZM157 61H158V60H157ZM187 61H189V60H187ZM194 61H195V60H194ZM196 61L199 62V60H196ZM196 61H195V62H196ZM208 61L210 62V59H209ZM221 61H222V60H221ZM230 61H231V60H230ZM3 62H4V61H3ZM47 62H48V60H47ZM51 62H52V61H51ZM59 62H60V61H59ZM63 62H62V63H63ZM88 62H89V61H88ZM124 62H126V61H124ZM133 62H134V61H133ZM133 62H132V63H133ZM136 62H137V61H136ZM149 62H150V61H149ZM151 62H152V59H151ZM151 62H150V64H151ZM189 62H190V61H189ZM200 62H202L201 59H200ZM211 62H212V61H211ZM248 62H249V61H248ZM251 62H252V61H251ZM259 62H260V60H259ZM14 63H15V62H14ZM67 63H68V62H67ZM69 63H70V62H69ZM91 63H92V62H91ZM105 63H107V62H105ZM121 63H122V62H121ZM137 63H138V62H137ZM158 63H159V62H158ZM175 63H176V62H175ZM177 63H178V62H177ZM187 63H188V62H187ZM203 63H204V62H203ZM203 63H202V66L204 65ZM205 63H206V62H205ZM1 64H2V62H1ZM7 64H8V63H7ZM38 64H40V63H38ZM38 64H37V65H38ZM42 64H44V63L42 62ZM63 64H64V63H63ZM77 64H78V63H77ZM81 64H82V62H81ZM100 64H102V62H101ZM113 64H114V63H113ZM163 64H164V63H163ZM182 64H183V63H182ZM196 64H198V63H196ZM5 65H6V64H5ZM11 65H12V64H11ZM46 65H47V64H46ZM89 65H90V64H89ZM107 65H108V64H107ZM111 65H112V64H111ZM116 65H117V64H116ZM130 65H132V64L130 63ZM135 65H136V64H135ZM138 65H139V64H138ZM141 65H142V64H141ZM158 65H160V64H158ZM172 65H173V64H172ZM189 65H190V64H189ZM220 65H221V64H220ZM0 66H1V65H0ZM38 66H39V65H38ZM125 66H126V65H125ZM178 66H179V64H178ZM197 66H198V65H197ZM200 66H201V63H200ZM218 66H219V65H217V67H218ZM234 66H235V65H234ZM41 67H42V66H41ZM48 67H49V66H48ZM51 67H52V65H51ZM97 67H98V66H97ZM102 67H103V66H102ZM105 67H108V66H105ZM110 67H111V66H110ZM120 67H121V66H120ZM128 67H129V66H128ZM132 67H133V66H132ZM149 67H150V66H149ZM154 67H155V66H154ZM154 67H153V68H154ZM179 67H180V66H179ZM241 67H242V66H241ZM11 68H12V67H11ZM11 68H10V69H11ZM31 68H32V67H31ZM38 68H39V67H38ZM87 68H88V67H87ZM108 68H109V67H108ZM135 68H136V67H135ZM135 68H134V69H135ZM145 68H146V67H145ZM150 68H151V67H150ZM150 68H148L149 70H147L148 73H149V72H152V70L150 71ZM203 68H204V67H203ZM206 68H208V67L206 66ZM209 68H210V67H209ZM212 68H213V66H212ZM232 68H233V67H232ZM242 68H243V67H242ZM251 68H252V67H251ZM254 68H255V67H254ZM1 69H2V68H0V70H1ZM41 69H42V68H41ZM41 69L39 68L38 71H40ZM49 69H50V68H49ZM68 69H69V68H68ZM94 69H95V68H94ZM100 69H101V67H100ZM100 69H99V70H100ZM126 69H127V68H126ZM137 69H138V68H137ZM140 69H141V67H140ZM194 69H195V68H194ZM200 69H201V68H200ZM236 69H237V67H236ZM239 69H241V68H239ZM2 70H3V69H2ZM5 70H6V69H5ZM5 70H4V71H5ZM43 70H44V69H43ZM47 70H48V68H47ZM99 70H98V71H99ZM102 70H103V69H102ZM108 70H109V69H108ZM108 70H107V71H108ZM122 70H123V69H122ZM154 70H155V69H154ZM165 70H166V69H165ZM175 70H176V69H175ZM202 70H203V69H202ZM217 70H218V69H217ZM219 70H220V69H219ZM248 70H249V69H248ZM36 71H37V70H36ZM60 71H61V70H60ZM68 71H69V70H68ZM93 71H94V70H93ZM118 71H119V70H118ZM160 71H161V69H160ZM191 71H192V70H191ZM215 71H216V70H215ZM250 71H251V70H250ZM7 72H8V71H7ZM40 72H41V71H40ZM40 72H39L38 74H40ZM62 72H63V71H62ZM76 72H77V71H76ZM95 72H96V71H95ZM101 72H102V71H101ZM141 72H142V71H141ZM156 72H157V73H156V74L154 73V74H155L156 76H157V74L159 75L158 71H156ZM163 72H164V70H163ZM163 72H162V73H163ZM182 72H183V71H182ZM199 72H200V71H199ZM209 72H210V71H209ZM211 72H212V69H211ZM211 72H210V73H211ZM216 72H217V71H216ZM241 72H242V71H241ZM8 73H10V71H9ZM36 73H37V72H36ZM60 73H61V72H60ZM99 73H100V71L97 72L96 74L99 76ZM148 73H146V74H148ZM205 73H206V72H205ZM218 73H219V72H218ZM229 73H230V72H229ZM235 73H236V72H235ZM32 74H33V73H32ZM41 74H42V73H41ZM43 74H44V72H43ZM45 74H46V73H45ZM45 74H44V76H45ZM61 74H62V73H61ZM61 74H60V75H61ZM63 74H64V72H63ZM72 74H73V73H72ZM103 74H104V73H103ZM115 74H116V73H115ZM144 74H145V72H144ZM198 74H199V73H198ZM215 74H216V73H215ZM233 74H234V72H233ZM97 75L95 76L96 78H97ZM113 75H114V74H113ZM117 75H119V74H117ZM129 75H130V74H129ZM135 75H136V73H135ZM142 75H143V74H142ZM148 75H149V74H148ZM161 75H162V74H161ZM177 75H178V74H177ZM184 75H185V74H184ZM206 75H207V74H206ZM211 75H212V73L210 74V76H211ZM230 75H232V73H230ZM47 76H48V74H47ZM49 76H50V75H49ZM109 76H110V75H109ZM127 76H128V75H127ZM144 76H145V75H144ZM150 76H151V75H150ZM168 76H169V75H168ZM201 76H202V75H201ZM210 76H209V77H210ZM217 76H219V75H217ZM37 77L39 78L40 76H37ZM59 77H60V76H59ZM63 77H64V76H63ZM63 77H62V78H63ZM67 77H68V76H67ZM84 77H85V76H84ZM100 77H101V76H100ZM107 77H108V76H107ZM138 77H140V75H139ZM154 77H155V76H154ZM171 77H172V76H171ZM204 77H207V76H204ZM227 77H228V75H227ZM230 77H231V76H230ZM10 78H11V77H10ZM29 78H30V77H29ZM31 78H32V77H31ZM48 78H51V77H48ZM48 78H47V79H48ZM69 78H71V77H69ZM115 78H116V77H115ZM123 78H124V76H123ZM127 78H128V77H127ZM129 78H130V77H129ZM135 78H136V77H135ZM141 78H142V76H141ZM143 78H144V77H143ZM190 78H191V76H190ZM190 78H189V79H190ZM210 78H211V77H210ZM235 78H236V77H235ZM32 79H33V78H32ZM42 79H43V77H42ZM65 79H66V78H65ZM89 79H90V78H89ZM145 79H146V78H145ZM151 79H152V78H151ZM215 79H217V77H216ZM232 79H234V78H233V75H232ZM239 79H240V78H239ZM243 79H244V78H243ZM246 79H247V78H246ZM246 79H244V80H246ZM0 80H1V79H0ZM44 80H46V79H44ZM52 80H53V79H52ZM99 80H100V79H99ZM101 80H103V79H101ZM219 80H220V79H219ZM48 81H49V80H48ZM50 81H51V80H50ZM91 81H92V79H91ZM94 81H95V80H94ZM130 81H131V80H130ZM135 81H136V80H135ZM151 81H152V80H151ZM200 81H201V80H200ZM213 81H214V80H213ZM236 81H238V80L236 79ZM247 81H249V80H247ZM10 82H11V81H10ZM33 82H35V79H34V81H32V82H30V83L32 84ZM38 82H40V84L42 83L41 81H38ZM54 82H55V81H54ZM118 82H119V81H118ZM118 82H117V83H118ZM157 82H158V81H157ZM163 82H164V81H163ZM169 82H170V81H169ZM174 82H175V81H174ZM203 82H204V84H205L206 81H203ZM232 82H233V80H232ZM250 82H251V81H250ZM35 83H36V82H35ZM78 83H79V82H78ZM148 83H149V82H148ZM155 83H156V82H155ZM209 83H210V82H209ZM215 83H216V82H215ZM234 83H235V81H234ZM236 83H237V82H236ZM238 83H241V82L238 81ZM245 83H246V81H245ZM12 84H13V83H12ZM27 84H28V83H27ZM27 84H26V85H27ZM40 84H39V85H40ZM54 84H55V83H54ZM66 84H67V83H66ZM75 84H76V83H75ZM99 84H100V83H99ZM196 84H197V83H195V85H196ZM252 84L254 85V83H252ZM256 84H257V83H256ZM35 85H36V84H35ZM67 85H69V84H67ZM117 85H118V84H117ZM117 85H116L115 88H117ZM147 85H148V84H147ZM201 85H202V83H201ZM211 85H212V84H211ZM213 85H214V84H213ZM216 85H217V84H216ZM216 85H215V87H216ZM227 85H229V84H227ZM232 85H233V84H232ZM235 85L237 86V84H235ZM239 85H240V84H239ZM246 85H248V83H247ZM253 85H252V86H253ZM13 86H14V85H13ZM41 86H44V84L41 85ZM69 86H70V85H69ZM101 86H102V85H101ZM119 86H120V85H119ZM124 86H125V85H124ZM133 86H134V83H133ZM30 87L32 88V86H30ZM33 87H34V86H33ZM37 87H38V86H37ZM45 87H47V88L49 87V89H50L49 84H48V86L45 85ZM93 87H94V86H93ZM103 87H104V86H103ZM103 87H102V88H103ZM148 87H149V86H148ZM197 87H198V86H197ZM231 87H232V86H231ZM246 87H247V86H246ZM246 87H244V88H246ZM41 88H42V87H41ZM43 88H44V87H43ZM85 88H86V87H85ZM98 88H99V87H98ZM155 88H156V87H155ZM202 88H203V87H202ZM216 88H217V87H216ZM233 88H234V87H233ZM255 88H256V86H255ZM4 89H5V88H4ZM35 89H36V88H35ZM53 89H54V88H53ZM107 89H108V88H107ZM117 89H119V88H117ZM189 89H190V88H189ZM210 89H211V88H210ZM257 89H258V87H257ZM36 90H37V89H36ZM44 90H45V88H44ZM50 90H51V89H50ZM59 90H60V89H59ZM73 90H74V89H73ZM81 90H82V89H81ZM104 90H105V87H104ZM147 90H149V88H148ZM234 90H235V89H234ZM234 90H233V92H234ZM244 90H245V89H244ZM64 91H65V90H64ZM95 91H96V90H95ZM108 91H109V90H108ZM110 91H111V90H110ZM155 91H156V89H155ZM160 91H161V90H160ZM224 91H225V90H224ZM248 91H249V89H248ZM250 91H251V90H250ZM261 91H262V90H261ZM8 92H9V91H8ZM8 92H7V93H8ZM71 92H72V91H71ZM89 92H90V91H89ZM118 92H119V91H118ZM141 92H142V91H141ZM185 92H186V91H185ZM201 92H202V91H201ZM220 92H221V91H220ZM227 92H228V91H227ZM233 92H231V93H233ZM239 92H240V91H239ZM241 92H242V91H241ZM28 93H29V92H28ZM64 93H65V92H64ZM106 93H107V92H106ZM132 93H133V92H132ZM217 93H218V91H217ZM235 93H236V91H235ZM248 93H249V92H248ZM31 94H32V93H31ZM144 94H145V93H144ZM144 94H142V95H144ZM163 94H164V93H163ZM214 94H215V93H214ZM233 94H234V93H233ZM115 95H116V93H115ZM117 95H118V94H117ZM145 95H146V94H145ZM25 96H26V95H25ZM50 96H51V95H50ZM111 96H112V95H111ZM119 96H120V95H119ZM184 96H185V95H184ZM184 96H183V97H184ZM216 96H217V95H216ZM221 96H222V95H221ZM230 96H231V95H230ZM235 96H236V95H235ZM245 96H246V95H245ZM26 97H27V96H26ZM128 97H129V96H128ZM147 97H148V96H147ZM153 97H154V96H153ZM204 97H205V96H204ZM232 97H233V96H232ZM10 98H11V97H10ZM18 98H20V97H18ZM38 98H39V97H38ZM106 98H107V97H106ZM112 98H113V97H112ZM112 98H111V99H112ZM118 98H119V97H118ZM190 98H191V97H190ZM207 98H208V97H207ZM236 98H237V97H236ZM248 98H249V97H248ZM248 98H247V100H248ZM25 99H26V98H25ZM75 99H76V98H75ZM123 99L125 100V98H123ZM175 99H176V97H175ZM182 99H183V98H182ZM197 99H198V98H197ZM213 99H215V98L213 97ZM234 99H235V98H234ZM249 99H250V98H249ZM254 99H255V98H254ZM258 99H259V98H258ZM53 100H54V99H53ZM101 100H102V99H101ZM101 100H100V101H101ZM105 100H106V99H105ZM171 100H172V99H171ZM186 100H187V99H186ZM216 100H217V99H216ZM114 101H115V100H114ZM119 101H120V99H119ZM228 101H229V100H228ZM253 101H254V100H253ZM24 102H25V101H24ZM65 102H66V101H65ZM102 102H103V101H102ZM116 102H117V101H116ZM140 102H141V101H140ZM146 102H147V101H146ZM146 102H145V103H146ZM226 102H227V101H226ZM234 102H235V101H234ZM256 102H257V100H256ZM62 103H63V102H62ZM109 103H110V102H109ZM121 103H122V102H121ZM121 103H120V104H121ZM180 103H181V102H180ZM205 103H206V102H205ZM252 103H253V102H252ZM263 103H264V102H263ZM65 104H66V103H65ZM67 104H68V103H67ZM103 104H104V102H103ZM111 104H112V103H111ZM122 104H123V103H122ZM140 104H141V103H140ZM188 104H189V103H188ZM236 104H237V103H236ZM247 104H248V103H247ZM250 104H251V103H250ZM43 105H44V104H43ZM48 105H49V104H48ZM60 105H61V104H60ZM195 105H196V104H195ZM231 105H232V104H228L227 107L224 109V114H223L224 117H222V118H225V119L227 118V119H230V120L233 118V121H234V118L237 117V116L235 115L236 111H235V113H234V111L232 110L233 108L231 107ZM242 105H243V104H242ZM18 106H19V105H18ZM58 106H59V105H58ZM106 106H107V105H106ZM111 106H112V105H111ZM221 106H222V105H221ZM223 106H224V105H223ZM225 106H226V105H225ZM233 106H234V105H233ZM261 106H262V105H261ZM72 107H73V106H72ZM131 107H132V105H131ZM176 107H177V106H176ZM176 107H175V108H176ZM211 107H212V106H211ZM211 107H210V108H211ZM248 107H249V106H248ZM251 107H252V106H251ZM25 108H26V107H25ZM28 108H29V106H28ZM59 108H60V107H59ZM74 108H75V107H74ZM108 108H109V107H108ZM111 108H112V107H111ZM119 108H120V107H119ZM123 108H124V106H123ZM142 108H143V107H142ZM234 108H235V107H234ZM20 109H21V106H20ZM22 109H23V108H22ZM45 109H46V108H45ZM64 109H65V108H64ZM70 109H71V108H69V111H67V112H65V113L71 112V111L73 110V108H72L71 111H70ZM75 109H76V108H75ZM82 109H83V108H82ZM124 109H125V108H124ZM126 109H127V108H126ZM130 109H131V108H130ZM237 109H238V108H237ZM250 109H251V108H250ZM254 109H255V108H254ZM256 109H257V107H256ZM18 110H19V109H18ZM48 110H49V114H51V113H50V110H51V109H48ZM61 110H62V109H61ZM76 110H77V109H76ZM120 110H122V109H120ZM128 110H129V109H128ZM131 110H133V109H131ZM217 110H218V109H217ZM235 110H236V108H235ZM243 110H244V109H243ZM246 110H247V109H246ZM252 110H253V109H252ZM46 111H47V110H46ZM77 111H78V110H77ZM113 111H114V109H113ZM124 111H126V110H124ZM129 111H130V110H129ZM150 111H151V110H150ZM165 111H166V110H165ZM221 111H222V110H221ZM221 111H220V113L222 114ZM22 112H23V111H22ZM34 112H35V111H34ZM44 112H45V111H44ZM53 112H54V111H53ZM103 112H104V110H103ZM111 112H112V111H111ZM135 112H136V111H135ZM166 112H167V111H166ZM191 112H192V111H191ZM194 112H195V111H194ZM210 112H211V111H210ZM215 112H216V111H215ZM252 112H254V111H252ZM65 113H64V114H65ZM126 113H128V112H126ZM237 113H238V112H237ZM249 113H250V111H249ZM262 113H263V112H262ZM42 114H43V113H42ZM61 114H62V113H61ZM121 114H122V113H121ZM137 114H138V113H137ZM244 114H245V113H244ZM244 114H243L242 118L244 117ZM255 114H257V111H256ZM19 115H21V114H19ZM38 115H39V114H38ZM55 115H56V114H55ZM160 115H161V114H160ZM207 115H208V114H207ZM238 115H239V114H238ZM252 115H253V114H252ZM252 115H251V116H252ZM52 116H53V115H52ZM127 116H128V115H127ZM133 116H134V115H133ZM164 116H165V115H164ZM251 116H250V117H251ZM64 117H66V115H64ZM64 117H63V118H64ZM70 117H72V114H71ZM70 117H68V118H70ZM83 117H84V116H83ZM88 117H89V116H88ZM100 117H101V116H100ZM105 117H106V116H105ZM118 117H119V116H118ZM138 117H139V116H138ZM160 117H161V116H160ZM162 117H163V116H162ZM206 117H207V116H206ZM206 117H205V118H206ZM220 117H221V116H220ZM238 117H239V116H238ZM238 117L236 118V121H237ZM248 117H249V116H248ZM259 117H261V116H259ZM33 118H34V117H33ZM40 118H41V117H40ZM49 118H50V117H49ZM52 118H54V117H52ZM74 118H75V117H74ZM76 118H77V116H76ZM130 118H131V117H130ZM207 118H209V117H207ZM242 118H241V119H242ZM254 118H255V117H254ZM256 118H257V117H256ZM262 118H263V117H262ZM262 118H261V119H262ZM19 119H20V118H19ZM26 119H27V118H26ZM37 119H38V118H37ZM90 119H91V118H90ZM131 119H132V118H131ZM131 119H130V120H131ZM187 119H188V118H187ZM215 119H216V118H215ZM215 119H214V120H215ZM248 119H249V118H248ZM259 119H260V118H259ZM60 120H61V119H60ZM63 120H64V119H63ZM65 120H66V123H68V121H67V117H66ZM70 120H71V118H70ZM76 120H77V119H76ZM88 120H89V119H88ZM99 120H100V119H99ZM116 120H117V119H116ZM126 120H127V119H126ZM210 120H211V119H210ZM255 120H256V119H255ZM31 121H32V120H31ZM58 121H59V120H58ZM72 121H74L73 118H72ZM72 121H71V122H72ZM85 121H86V120H85ZM96 121H98V120H96ZM105 121H106V120H105ZM222 121H223V120H222ZM240 121H241V120H240V118H239V122H240ZM249 121H250V120H249ZM262 121H263V119H262ZM21 122H22V121H21ZM64 122H65V121H64ZM71 122H69L68 124L71 125V124H72ZM99 122H100V121H99ZM126 122H127V121H126ZM210 122H211V121H210ZM212 122H213V121H212ZM212 122H211V123H212ZM225 122H226V121H225ZM225 122H224V123H225ZM250 122H251V121H250ZM27 123H28V122H27ZM62 123H63V122H62ZM76 123H77V122H76ZM130 123H131V122H130ZM229 123H230V122H229ZM237 123H238V122H237ZM245 123H246V122H244L243 124H245ZM247 123H248V122H247ZM261 123H262V122H260V124H261ZM51 124H53V122H52ZM54 124H55V123H54ZM83 124H84V123H83ZM85 124H86V122H85ZM94 124H95V123H94ZM126 124H127V123H126ZM188 124H189V123H188ZM233 124H234V123H233ZM235 124H236V123H235ZM243 124H242V125H243ZM248 124H249V123H248ZM256 124H257V123H256ZM30 125H31V124H30ZM57 125H58V124H57ZM129 125H130V124H129ZM209 125H210V124H209ZM221 125H222V124H221ZM229 125H230V124H229ZM246 125H247V124H246ZM249 125H250V124H249ZM249 125H248V126H249ZM28 126H29V125H28ZM62 126H63V125H62ZM62 126H61V127H62ZM206 126H207V125H206ZM212 126H213V125H212ZM225 126H226V125H225ZM237 126H238V124H237ZM237 126H235V129L237 128ZM254 126H255V124H254ZM254 126H253V127H254ZM257 126H258V125H256V127H257ZM23 127H24V126H23ZM68 127H69V126H68ZM77 127H79V126H77ZM81 127H82V126H81ZM81 127H80V128H81ZM87 127H88V126H87ZM185 127H186V126H185ZM207 127H208V126H207ZM209 127H211V126H209ZM213 127H214V129H215L217 126H216V127L213 126ZM222 127H223V126H222ZM249 127H250V126H249ZM253 127H251V128H253ZM259 127H260V126H259ZM263 127H264V125H263ZM55 128H56V127H55ZM73 128H74V127H73ZM139 128H140V127H139ZM186 128H187V127H186ZM202 128H203V127H202ZM227 128H228V127H227ZM254 128H255V127H254ZM33 129H34V128H33ZM75 129H76V128H75ZM205 129H206V127H205ZM210 129H211V128H210ZM216 129H217V128H216ZM235 129H234V130H235ZM239 129H241V125H240V128H239ZM242 129H243V128H242ZM245 129L247 130V126L245 127ZM23 130H24V129H23ZM52 130H53V129H52ZM73 130H74V129H73ZM135 130H136V129H135ZM201 130H202V129H201ZM201 130H200L199 132H201ZM207 130H208V129H207ZM229 130H230V129H229ZM255 130H256V129H254V131H255ZM259 130H260V129H259ZM33 131H34V130H33ZM37 131H38V130H37ZM37 131H36V132H37ZM40 131H41V130H40ZM82 131H83V130H82ZM208 131H209V130H208ZM216 131H217V130H216ZM244 131H245V130H244ZM254 131H253V132H254ZM24 132H25V131H24ZM52 132H54V131H52ZM122 132H123V131H122ZM177 132H178V131H177ZM205 132H206V130H205ZM213 132H214V134H215V130H214ZM238 132H239V131H238ZM240 132H241V131H240ZM257 132H258V131H257ZM22 133H23V132H22ZM56 133H57V132H56ZM78 133H79V132H78ZM82 133H83V132H82ZM86 133H87V132H86ZM203 133H204V132H203ZM203 133H202V134H203ZM216 133H217V132H216ZM222 133H223V132H222ZM224 133H226L225 130H224ZM224 133H223V135H224ZM245 133H246V132H245ZM247 133H248V132H247ZM41 134H42V133H41ZM48 134H49V133H48ZM253 134H254V133H253ZM263 134H264V133H263ZM263 134H262V136H263ZM35 135H36V134H35ZM53 135H54V134H53ZM68 135H69V134H68ZM71 135H72V133H71ZM80 135H81V134H80ZM85 135L87 136V134H85ZM205 135H207V133H205ZM205 135H204V136H205ZM211 135H212V134H211ZM220 135H221V134H220ZM223 135H221V136H223ZM236 135H237V133H236ZM242 135H243V134H242ZM256 135H257V133H256ZM190 136H191V135H190ZM208 136H209V135H208ZM215 136H216V135H215ZM221 136H220V137H221ZM230 136H231V135H230ZM232 136H233V133H232ZM249 136H250V134H249ZM252 136H253V135H252ZM254 136H255V135H254ZM254 136H253V137H254ZM258 136H259V135H258ZM34 137H35V136H34ZM200 137H201V136H200ZM212 137H213V135H212ZM220 137L218 138V136H217L218 140H219V139H220V140H226L225 138L222 139V138H220ZM22 138H23V137H22ZM54 138H55V137H53V140H54ZM191 138H192V137H191ZM204 138H205V137H204ZM217 138H216V139H217ZM27 139H28V138H27ZM55 139H56V138H55ZM69 139H70V138H69ZM183 139H184V138H183ZM206 139H207V138H206ZM208 139H209V138H208ZM208 139H207V140H208ZM211 139H214V138H211ZM232 139H233V138H232ZM232 139H231V140H232ZM29 140H30V139H29ZM37 140H39V138H38ZM196 140H197V139H196ZM198 140H199V139H198ZM257 140H258V139H257ZM24 141H25V139H24ZM58 141H59V140H58ZM200 141H201V140H200ZM215 141H216V140H215ZM232 141H234V140H232ZM235 141H236V140H235ZM263 141H264V140H263ZM37 142H38V141H37ZM194 142H196V141H194ZM41 143H42V142H41ZM55 143H56V142H55ZM93 143H94V142H93ZM190 143H192V141H191ZM204 143H205V142H204ZM208 143H209V142H208ZM224 143H226V142L224 141ZM25 144H26V143H25ZM69 144H71V142H70ZM192 144H193V143H192ZM202 144H203V142H202ZM202 144H201V145H202ZM205 144H206V143H205ZM205 144H204V147L207 146V148H209V147H208L209 144H208V145H205ZM215 144H216V143H215ZM230 144H231V143H230ZM262 144H263V143H262ZM23 145H24V144H23ZM67 145H68V144H67ZM189 145H190V144H189ZM199 145H200V144H199ZM70 146H71V145H70ZM95 146H96V145H95ZM194 146H195V145H194ZM234 146H235V144H234ZM234 146H233V147H234ZM51 147H52V146H51ZM198 147H199V146H198ZM204 147H202V148H204ZM221 147H222V146H221ZM223 147H225V145H223ZM227 147H228V146H226V148H227ZM202 148H201V149H202ZM207 148H206V149H207ZM258 148H259V147H258ZM198 149H199V148H198ZM213 149L215 150V148H213ZM213 149H211V151H213ZM238 149H239V148H238ZM218 150H219V148H218ZM218 150L216 149L214 152L217 151V153H218ZM220 150H221V148H220ZM228 150H229V147H228ZM228 150H227V151L225 150V151L228 152ZM239 150H240V149H239ZM36 151H37V150H36ZM73 151H74V150H73ZM192 151H193V150H192ZM205 151H206V150H205ZM205 151H204V153H205ZM209 151H210V150H209ZM211 151H210V152H211ZM235 151H236V150H235ZM67 152H68V151H67ZM195 152H196V151H195ZM214 152H213V153H214ZM182 153H183V152H182ZM193 153H194V152H193ZM199 153H201V152H199ZM207 153H209V152H207ZM207 153H205V154H207ZM213 153H212V154H213ZM223 153H224V152H223ZM194 154H195V153H194ZM219 154H220V152H219ZM221 154H222V153H221ZM221 154H220V156H221ZM241 154H243V153H241ZM71 155H72V154H71ZM179 155H181V154H179ZM188 155H189V154H188ZM224 155H225V154H224ZM74 156H75V155H74ZM97 156H98V155H97ZM97 156H96V157H97ZM193 156H194V155H193ZM201 156H203V154H202ZM218 156H219V155H218ZM225 156H226V155H225ZM237 156H238V155H237ZM252 156H253V155H252ZM108 157H109V156H108ZM199 157H200V156H199ZM171 158H172V157H171ZM183 158H184V157H183ZM186 158H187V157H186ZM189 158H191V156L188 157V160H189ZM194 158H195V157H194ZM196 158H198V157H196ZM207 158H208V157H207ZM40 159H41V158H40ZM202 159H203V157H202ZM202 159H201V160H202ZM220 159H221V158H220ZM237 159H238V157H237ZM242 159H243V158H242ZM253 159H254V158H253ZM260 159H261V158H260ZM83 160H84V159H83ZM96 160H97V159H96ZM188 160H187V161H188ZM192 160H193V159H192ZM194 160H195V159H194ZM199 160H200V158H199ZM201 160H200V161H201ZM52 161H53V159H52ZM255 161H256V159H255ZM175 162H176V161H175ZM191 162L193 163V161H191ZM196 162H197V159H196ZM202 162H203V161H202ZM247 162H248V161H247ZM263 162H264V161H263ZM263 162H262V164H264ZM55 163H56V162H55ZM99 163H100V162H99ZM224 163H225V162H224ZM242 163H243V162H242ZM256 163H257V162H256ZM256 163H255V164H256ZM96 164H97V163H96ZM180 164H181V163H180ZM205 164H206V163H205ZM253 164H254V163H253ZM258 164H259V162H258ZM181 165H182V164H181ZM192 166H193V165H192ZM209 166H210V165H209ZM216 166H217V165H216ZM220 166H221V165H220ZM174 167H175V166H174ZM236 167H237V166H236ZM175 168H176V167H175ZM200 168H201V166H200ZM213 168H214V167H213ZM215 168H217V167H215ZM254 168H256V167H254ZM217 169H218V168H217ZM227 169H228V168H227ZM230 169H231V167H230ZM251 169H252V168H251ZM198 170H199V169H198ZM214 170H215V169H214ZM243 170H244V169H243ZM212 171H213V170H212ZM183 172H184V171H183ZM207 172H208V170H207ZM230 172H231V171H230ZM240 172H241V171H240ZM218 173H219V172H218ZM235 173H236V172H235ZM194 174H195V173H194ZM215 174H216V172H215ZM229 174H230V173H229ZM237 177H238V176H237ZM252 177H253V176H252ZM212 178H213V177H212ZM209 179H210V178H209ZM239 179H240V178H239ZM197 180H198V179H197ZM205 181H206V180H205ZM211 181H212V180H211ZM181 182H182V181H181ZM196 182H197V181H196ZM192 183H193V182H192ZM197 183H198V182H197ZM221 183H222V182H221ZM223 183H224V182H223ZM217 184H218V183H217ZM242 184H243V183H242ZM183 185H185V184H183ZM198 185H199V184H198ZM206 185H207V183H206ZM211 185H212V184H211ZM199 186H200V185H199ZM207 186H208V185H207ZM184 187H185V186H184ZM230 187H231V186H230ZM216 188H217V187H216ZM216 188H215V189H216ZM185 189H186V187H185ZM251 189H252V188H251ZM253 190H254V189H253ZM197 191H198V190H197ZM260 191H261V188H260ZM250 192H251V191H250ZM188 193H189V192H188ZM197 193H198V192H197ZM199 193H200V192H199ZM231 193H232V192H231ZM260 193H261V192H260ZM203 194H204V193H203ZM251 194H252V193H251ZM260 195H261V194H260ZM195 197H196V196H195ZM253 197H254V196H253ZM185 198H186V196H185ZM205 198H206V197H205ZM259 198H260V197H259ZM183 200H184V197H183ZM185 200H186V199H185ZM192 200H193V199H192ZM256 200H257V199H256ZM189 202H190V201H189ZM194 202H195V201H194ZM244 202H245V201H244ZM190 203H191V202H190ZM192 204H194V203H192ZM192 206H193V205H192ZM261 208H262V207H261ZM241 209H242V208H241ZM245 209H246V208H245ZM255 209H256V208H255ZM232 210H233V209H232ZM261 210H262V209H261ZM256 212H258V211H256ZM247 213H248V212H247ZM250 213H251V212H250ZM254 213H255V212H254ZM249 220H250V219H249ZM254 220H255V219H254ZM262 221H263V220H262ZM243 222H244V221H243ZM249 222H251V221H249ZM258 222H259V221H258ZM247 224H248V223H247ZM250 224H251V223H250ZM243 225H244V224H243ZM254 225H255V224H254ZM259 226L261 227V225H259ZM257 227H258V226H257ZM215 230H216V229H215ZM263 230H264V229H263ZM211 231H212V230H211ZM250 237H251V236H250ZM188 239H189V238H188ZM229 239H231V238H229ZM252 241H253V240H252ZM254 243H255V242H254ZM250 248H251V247H250ZM257 253H258V252H257ZM253 255H254V254H253ZM256 256H257V255H256ZM250 258H251V257H250ZM263 262H264V261H263ZM250 263H251V262H250Z\"/></svg>",
  "mask_w": 264,
  "mask_h": 264
}]
</instances>
